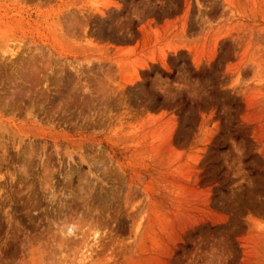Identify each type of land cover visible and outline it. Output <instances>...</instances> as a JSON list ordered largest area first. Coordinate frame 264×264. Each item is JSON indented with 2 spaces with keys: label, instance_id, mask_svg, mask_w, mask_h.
<instances>
[{
  "label": "rangeland",
  "instance_id": "1",
  "mask_svg": "<svg viewBox=\"0 0 264 264\" xmlns=\"http://www.w3.org/2000/svg\"><path fill=\"white\" fill-rule=\"evenodd\" d=\"M264 264V0H0V264Z\"/></svg>",
  "mask_w": 264,
  "mask_h": 264
},
{
  "label": "bare ground",
  "instance_id": "2",
  "mask_svg": "<svg viewBox=\"0 0 264 264\" xmlns=\"http://www.w3.org/2000/svg\"><path fill=\"white\" fill-rule=\"evenodd\" d=\"M85 264V263H84Z\"/></svg>",
  "mask_w": 264,
  "mask_h": 264
}]
</instances>
